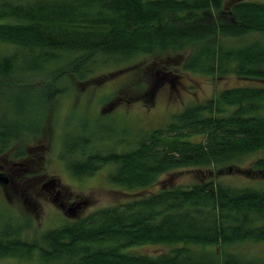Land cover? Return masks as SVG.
I'll use <instances>...</instances> for the list:
<instances>
[{"label": "trees", "instance_id": "obj_1", "mask_svg": "<svg viewBox=\"0 0 264 264\" xmlns=\"http://www.w3.org/2000/svg\"><path fill=\"white\" fill-rule=\"evenodd\" d=\"M226 1L0 0V153L41 132L44 117L69 88L68 76L79 83L107 78L115 71L105 68L137 55L190 49L183 69L210 75L231 70L240 79L264 81V39L223 42L264 36V0ZM191 12L215 17L179 23V15ZM162 75L161 82L176 77L171 71ZM263 100V86L237 85L139 134L134 147L87 151L67 143L62 155L73 175L112 165L109 182L126 189L147 188L180 167H196L202 175L188 186L96 209L31 241L5 223L0 258L34 264H264L226 251L242 242L264 243V188L235 186L216 175L264 150ZM240 169L264 173V156ZM143 244L172 248L157 255L129 249Z\"/></svg>", "mask_w": 264, "mask_h": 264}, {"label": "rangeland", "instance_id": "obj_2", "mask_svg": "<svg viewBox=\"0 0 264 264\" xmlns=\"http://www.w3.org/2000/svg\"><path fill=\"white\" fill-rule=\"evenodd\" d=\"M214 17L211 12H191L179 15L177 20L189 23ZM253 38L264 39V36L250 34L234 40L223 38V42L234 45ZM189 51L137 55L105 68L103 72L115 71L107 78L98 76L79 83L68 76L69 88L57 97L44 117L41 132L22 136L5 153H0V172L8 177L7 184L0 185V230L9 223L11 229L19 231L22 239L31 241L47 229L96 209L120 204L160 188L197 182L201 171L188 166L160 175L147 188L126 189L109 182L107 176L112 165L104 166L93 175L77 177L68 169L62 155L67 151V143H75L77 149L83 145L87 151H120L134 147L139 134L169 122L173 114L188 105L215 97L221 90L237 85L264 87V81L243 80L231 70L210 75L183 69L182 62ZM162 71L176 73V77L161 82ZM39 111V116L45 114V110ZM39 111L32 113L33 118ZM259 113L264 116V100ZM260 156H264V150L245 156L239 162L240 168ZM231 168H220L216 175L235 186L264 188V173L247 174L239 167ZM60 197L66 206L54 203ZM75 206V214H71L69 209L74 210ZM171 248L163 244H143L129 249L132 253L157 255ZM226 251L264 260L263 242H242L227 247ZM36 261L27 263L15 257L0 258V264H34Z\"/></svg>", "mask_w": 264, "mask_h": 264}, {"label": "water", "instance_id": "obj_3", "mask_svg": "<svg viewBox=\"0 0 264 264\" xmlns=\"http://www.w3.org/2000/svg\"><path fill=\"white\" fill-rule=\"evenodd\" d=\"M7 182H8V177H7V175L4 174V173H2V172H0V185L4 186V185L7 184ZM51 185H52V186H55V184H51ZM76 207H77V206H75L74 210H73L72 208L69 209L71 214H75Z\"/></svg>", "mask_w": 264, "mask_h": 264}, {"label": "flooded vegetation", "instance_id": "obj_4", "mask_svg": "<svg viewBox=\"0 0 264 264\" xmlns=\"http://www.w3.org/2000/svg\"><path fill=\"white\" fill-rule=\"evenodd\" d=\"M54 203H55L56 205H58L59 207H64V206H66V205H65L66 202L61 201V197H60V199H59L57 202L54 201Z\"/></svg>", "mask_w": 264, "mask_h": 264}]
</instances>
